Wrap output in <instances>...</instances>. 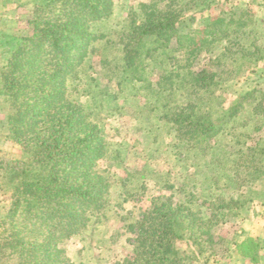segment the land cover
<instances>
[{
    "label": "trees",
    "instance_id": "obj_1",
    "mask_svg": "<svg viewBox=\"0 0 264 264\" xmlns=\"http://www.w3.org/2000/svg\"><path fill=\"white\" fill-rule=\"evenodd\" d=\"M215 1H141L124 26L112 31L113 38L93 28L112 16L114 0L35 2L28 29L8 36L11 42L0 54L10 138L23 150L21 158L0 156V264H194L178 250L182 239L198 255L206 246L213 249L214 217L234 204L239 208L243 199L240 194L225 200L221 192L234 183L245 187L252 172L260 178L264 171L263 144L250 146L247 139L262 124L250 125L242 115L252 92L228 102L223 86L239 67L264 58L257 43L262 31L251 10L233 9L225 16L212 7L207 18L198 16ZM201 53L208 60L196 68ZM88 59L103 76L88 78L79 92V83H73ZM125 90L145 100L143 110L131 115L138 129L172 139L168 145L184 162V179L180 185L165 180L164 190L139 216L121 217L132 235L122 259L76 261L62 244L92 236L90 228L115 216L113 186L140 197L147 189L148 166L125 171L124 142L110 139L99 117L105 111L109 117L123 115L122 106L106 107L105 101L127 99ZM232 121L238 126H230ZM221 133L238 148L220 149ZM254 149L256 156L250 154ZM203 206L211 211L207 220ZM244 244L238 245L243 253L254 247Z\"/></svg>",
    "mask_w": 264,
    "mask_h": 264
},
{
    "label": "rangeland",
    "instance_id": "obj_2",
    "mask_svg": "<svg viewBox=\"0 0 264 264\" xmlns=\"http://www.w3.org/2000/svg\"><path fill=\"white\" fill-rule=\"evenodd\" d=\"M37 1L41 0H0V54L4 46L9 45V41L11 42L8 36L23 34L28 29L27 21L32 15L34 4ZM141 1L146 0H114L115 10L112 16L106 21L97 23L93 29L100 33L111 32L113 38L114 32L112 31L119 30L124 26L129 11L132 7L136 8ZM211 5L203 13L197 12L198 16L203 14L207 18L212 7L216 12L225 16L229 15L230 10L233 9L251 10L256 24L262 31L257 43L264 48V0H216ZM98 43H102V41L99 40ZM201 54L196 68L203 66L208 60L204 53ZM3 60L4 62L7 60L6 55H3ZM101 76L103 73L100 66L88 59L85 69L83 68L80 73L81 79H77L73 85L79 83V92H81L88 78L100 80L102 79ZM231 76V79L223 81V86L228 94V102L241 94L252 92L250 105L243 111L242 115L251 119L250 125H254L260 120L259 123L262 126L260 129L250 131L247 138L248 144L255 146L256 143H262L264 146V100L261 101V98L264 97V58L248 65H242ZM101 84L102 88L105 82L103 81ZM135 84L139 85L140 83L136 82ZM124 93L127 95V99L123 97L108 99L105 101V105L106 107L122 106L125 114L109 117V111H105L99 117L106 122L109 138L124 142L121 148L124 170L131 174L134 169L138 170L143 165L148 166L146 174L149 179H144L147 181V189L145 194L140 197L133 190L132 193L134 194L124 192L120 184L113 186L111 205L115 210V216L95 228H90L89 231H93L92 236L85 238L83 235H77L67 239L62 244L68 256L76 261L101 259L104 262H114L122 259L131 248L132 235L126 228L122 227L124 220L121 217L123 216L126 221H129L139 216V213L148 206L151 198L164 190L161 187L165 180L180 185L181 180L184 179L182 177L185 174L184 162L179 160L180 156H175L174 149L168 145L173 142L172 139L165 135V137L158 136L155 138L153 133L151 135L148 131L138 129L133 122L132 112L136 109L143 110L145 100L141 96L133 95L129 90H125ZM83 98H85L84 94ZM5 99L1 91L0 81V156L6 159L21 158L23 156L21 145L10 138L9 111ZM226 104H224L225 107ZM262 105L263 110L261 112ZM148 120L151 118L145 119L144 123H148ZM232 125L238 126L233 121L230 122V126ZM230 138L226 133L219 134L217 144H219L220 149L235 150L238 148L236 144L229 141ZM213 142H215L214 139ZM256 152L254 149L250 154L256 156ZM107 162L103 163L104 166ZM252 174L254 177L251 178L247 186L240 187L234 183L230 189L221 192L226 198L225 200H229L231 197L236 200L240 194H243V199L239 208L234 204L231 211L223 209L222 212L227 211L224 215H219L218 218L214 217L216 224L212 229L213 249L206 246L204 255H198L199 252L188 240L182 239L180 241L178 250L184 254L187 252V255L195 262L194 264H264V171L261 173L263 176L260 174V178L255 177L259 175L257 171L252 172ZM188 175L193 178L195 168H188ZM196 192H198L197 189ZM200 202L201 199H199ZM203 211L204 220L209 219L211 217L210 209L203 206ZM247 238L254 239L257 245L250 244V241L246 242ZM205 243L209 242L205 241ZM239 244L253 245L254 247L248 248L246 253H243L244 249L239 248ZM249 251H251L250 254H248Z\"/></svg>",
    "mask_w": 264,
    "mask_h": 264
}]
</instances>
